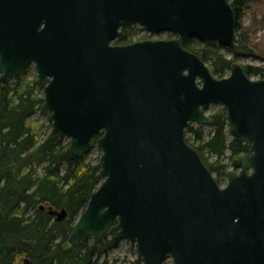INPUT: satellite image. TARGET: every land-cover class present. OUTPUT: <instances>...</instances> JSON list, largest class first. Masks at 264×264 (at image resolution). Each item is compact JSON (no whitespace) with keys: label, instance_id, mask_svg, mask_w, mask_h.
<instances>
[{"label":"water","instance_id":"water-1","mask_svg":"<svg viewBox=\"0 0 264 264\" xmlns=\"http://www.w3.org/2000/svg\"><path fill=\"white\" fill-rule=\"evenodd\" d=\"M132 25L177 37L115 43ZM187 37L232 47L231 2L0 0V83L34 64L42 112L69 140L68 158L102 152L103 181L64 251L109 235L135 243L143 264H264V79L238 62L215 77ZM211 105L226 109L232 139L250 149L225 186L186 139L191 123L212 124Z\"/></svg>","mask_w":264,"mask_h":264},{"label":"trees","instance_id":"trees-1","mask_svg":"<svg viewBox=\"0 0 264 264\" xmlns=\"http://www.w3.org/2000/svg\"><path fill=\"white\" fill-rule=\"evenodd\" d=\"M229 1L238 33L245 8L255 0ZM131 32L127 38L134 34ZM184 46L208 63L217 78L228 76L233 62L248 55L242 37L226 48L215 41L187 37ZM27 68L13 82L0 83V264H15L21 257L28 258L30 264H109L102 256L119 241L107 235L88 237L75 248L63 250L80 211L100 185V166L83 157L69 159V143L53 130L40 139L33 119L44 99L35 91L39 82L26 80ZM245 70L251 77L264 79V66H246ZM226 116L224 108L214 112L213 130L208 134L195 124L186 131L187 141L199 151L219 183L229 168L223 160L226 153L234 159L249 152L247 144L232 139ZM48 207L66 209L68 214L58 221L49 215Z\"/></svg>","mask_w":264,"mask_h":264},{"label":"rangeland","instance_id":"rangeland-1","mask_svg":"<svg viewBox=\"0 0 264 264\" xmlns=\"http://www.w3.org/2000/svg\"><path fill=\"white\" fill-rule=\"evenodd\" d=\"M240 22L242 25V29L240 30V32L236 33V39H240L242 37V42L244 47L248 51V55L241 56L239 60L235 62H238L244 67L264 66V0H255L248 7H246ZM129 31L130 32L133 31L134 34L131 37L127 38V32ZM125 32H126L125 39L122 42H118V43L129 44L135 41L145 40V39H173L177 37L176 35L170 32H162L160 34L150 33L140 25L130 27ZM193 39L197 40V38H193ZM26 67H28L25 74L26 80L31 83L34 81H38V74L35 69V65L30 64ZM230 73L231 70L229 71V75ZM1 75L2 74L0 73V76ZM253 79H260V77L254 76ZM10 82H13V79ZM40 87L39 88L37 87L35 91L39 97H42L44 99V85L40 84ZM221 108L224 107L221 105H211L207 109V115L211 117V115L214 112H216ZM33 120L35 121V123H38V127H39L38 133L40 135V139L45 138L51 132V130H53L52 124L48 120V115L44 114L42 110L36 112ZM191 124H195L199 126V124L196 123H191ZM200 126L204 127L206 134L210 133L213 130V127L211 125H200ZM64 139L66 142L69 143L68 139H66L65 137ZM186 139H187V132H186ZM101 156H102V152L97 148V146H95L90 151V153L85 154L79 158L83 157L87 162H91L93 164L99 165V160ZM237 156H235V158L233 159V157L230 156V152L228 151L226 155L223 157L224 162L226 164H229L228 172L238 170L237 167L235 166V159L237 158ZM227 180H228L227 174L221 177L220 183L222 184V186H225L227 184ZM102 181L103 180L101 178L100 184L102 183ZM107 236L111 238L109 235ZM93 238L94 237H91V239ZM118 241L119 243L117 245L113 246V248H111L106 254L102 256L103 260L108 261L109 264H143L142 258L138 253L137 245L135 243H132L127 240H118ZM23 258L24 257L18 258L16 264H25ZM165 264H173V260L170 258L167 260Z\"/></svg>","mask_w":264,"mask_h":264},{"label":"flooded vegetation","instance_id":"flooded-vegetation-1","mask_svg":"<svg viewBox=\"0 0 264 264\" xmlns=\"http://www.w3.org/2000/svg\"><path fill=\"white\" fill-rule=\"evenodd\" d=\"M134 26H136V25H132L131 27H134ZM130 28V26L129 27H127L126 28V30L125 31H127V29H129ZM173 34V33H172ZM175 35V34H174ZM115 43H118V41H116ZM241 143V142H240ZM244 144V143H243ZM249 146V145H248ZM242 153H246V152H242ZM241 154V153H240ZM246 154H250V149H249V152L248 153H246ZM25 258V257H24ZM24 258H23V260H24ZM16 264V263H15Z\"/></svg>","mask_w":264,"mask_h":264},{"label":"bare ground","instance_id":"bare-ground-1","mask_svg":"<svg viewBox=\"0 0 264 264\" xmlns=\"http://www.w3.org/2000/svg\"><path fill=\"white\" fill-rule=\"evenodd\" d=\"M131 27V26H130Z\"/></svg>","mask_w":264,"mask_h":264}]
</instances>
